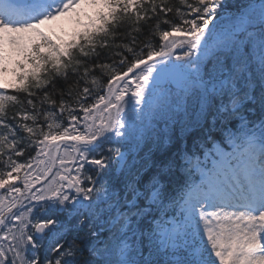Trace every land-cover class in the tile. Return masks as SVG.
Returning a JSON list of instances; mask_svg holds the SVG:
<instances>
[{"label":"snow or ice","instance_id":"obj_1","mask_svg":"<svg viewBox=\"0 0 264 264\" xmlns=\"http://www.w3.org/2000/svg\"><path fill=\"white\" fill-rule=\"evenodd\" d=\"M0 264H264V0H0Z\"/></svg>","mask_w":264,"mask_h":264},{"label":"rangeland","instance_id":"obj_2","mask_svg":"<svg viewBox=\"0 0 264 264\" xmlns=\"http://www.w3.org/2000/svg\"><path fill=\"white\" fill-rule=\"evenodd\" d=\"M13 80V77L11 76V74H9L8 76H7V81L8 82H11Z\"/></svg>","mask_w":264,"mask_h":264},{"label":"trees","instance_id":"obj_3","mask_svg":"<svg viewBox=\"0 0 264 264\" xmlns=\"http://www.w3.org/2000/svg\"><path fill=\"white\" fill-rule=\"evenodd\" d=\"M244 2H247V0H244ZM255 2H259V0H255Z\"/></svg>","mask_w":264,"mask_h":264}]
</instances>
